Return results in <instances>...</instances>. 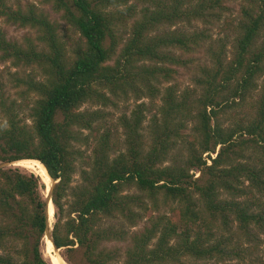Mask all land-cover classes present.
Segmentation results:
<instances>
[{
    "label": "trees",
    "instance_id": "trees-1",
    "mask_svg": "<svg viewBox=\"0 0 264 264\" xmlns=\"http://www.w3.org/2000/svg\"><path fill=\"white\" fill-rule=\"evenodd\" d=\"M233 1L228 56L210 30ZM0 17L27 31L10 40L0 27V62L14 69L0 83V264H55L40 249L39 176L1 165L23 159L54 181L49 236L69 264H112L102 243L126 239L122 264H264V0H0ZM61 22L79 37L70 48ZM205 44L209 63L181 89L174 67ZM128 98L118 148L104 107ZM83 130L95 137L79 166Z\"/></svg>",
    "mask_w": 264,
    "mask_h": 264
},
{
    "label": "rangeland",
    "instance_id": "rangeland-1",
    "mask_svg": "<svg viewBox=\"0 0 264 264\" xmlns=\"http://www.w3.org/2000/svg\"><path fill=\"white\" fill-rule=\"evenodd\" d=\"M229 6L231 8V11L227 14V24H224L223 21H221L220 24L215 25L211 30V39L212 41L214 40L216 43L220 40H222L225 44H226V49L228 51V56L231 55V49H232V40H233V27L235 26V22L237 19V15H238V9H239V1H233L231 3H229ZM49 14L51 15V17H57L56 14H54V12H52V10L50 9L49 6L46 7V9ZM62 24V33L66 34V39L68 42V48L72 47L70 45H72V41L73 40H77L79 37L78 35L72 30H69V27L67 26L66 23L61 22ZM200 28L202 27L201 25H199ZM0 27L3 29V31L5 32V35L8 39L10 40H21L22 37L27 34V31L21 27H18L17 25L11 24V23H7L4 21L3 18L0 17ZM215 43V44H216ZM209 44H205L203 45L201 48L197 49L195 52L190 53V54H185V58H189L190 61L182 67H174L177 70V75H176V82L177 85L180 86L181 89H183L184 87H194L195 86V80L196 77L200 74V65L203 64H207L209 63V52L207 50ZM177 54H180L179 50H176ZM14 69L12 67H10L9 63L6 62H0V83L4 84L5 86L10 85V73L13 72ZM173 82V81H172ZM256 97V92L252 93L251 95H249L247 101L245 103L242 104L241 107H235L233 109L228 110V116L225 115V117H228L230 120H235L238 119V117L240 116V114L242 113V111H246L248 109H250V105L249 102L250 100H252V98ZM147 101V99H142ZM134 105V101L132 98H128L126 99H120L116 106H106L104 107V110L106 113H108L107 119L105 120V127L107 129L110 130V136L112 137V140L117 144L118 148H121V140H122V133H121V128L117 126V121H118V117L123 114V113H128L130 109H132ZM88 105L83 106L82 108H87ZM100 107V106H99ZM101 108H103V106H101ZM149 116V115H148ZM27 123H31L30 119L27 118L26 119ZM191 125V123L189 124V126ZM104 130V129H103ZM101 130V132L103 131ZM100 132V133H101ZM83 134L84 135H90V132L88 130H83ZM93 137H95V133L93 134ZM90 135L89 141L87 144H78L81 145L80 148L82 150V157L83 159L78 162L77 165H85L86 163L90 162V157L92 155L91 153V148L93 145L92 138ZM217 151V149H216ZM248 153H253L251 150L247 151ZM216 153H211V157H214ZM206 153L203 154V156H205ZM210 163V160H207V164ZM5 167H19V169L22 172H26V173H34L35 175L39 176L40 178V187H39V191L42 195V197L46 200L47 203V216H49V222L51 224V229H52V224L55 222L56 220V214H57V210L56 208L53 206V204L49 201L50 198V192H49V187L53 185L54 181L50 178V179H43L40 175H38L36 172H34L31 169H28L22 165H19L18 162H12V163H6V164H1ZM37 165L42 168L38 163ZM43 169V168H42ZM193 173V177H197L199 175V170L197 169H193L191 171ZM48 175V174H47ZM49 176V175H48ZM79 181V172H76L74 177H73V183H76ZM154 214L156 213L155 211L153 212ZM115 222V221H113ZM147 223V218H143L142 220H139L138 223L135 226H130L127 227V229L130 232L133 231H139L142 229V227ZM50 232V231H49ZM50 233L45 234L41 245H40V249L42 252V255L44 257L45 260L52 262V256H57L59 255L66 264H69L67 262V258H66V251L64 248H56L52 243L51 240L49 239ZM264 238V235H263ZM129 240H123V241H107L102 243V247L104 246L107 249H111V250H117L118 252V258L112 262V264H122L123 261V257H124V251L126 249V247L129 245ZM255 254L259 257H263L262 255V246L256 248L255 250ZM53 263V262H52ZM56 264V263H55ZM187 264H206L203 261H198L196 263H190L188 262ZM207 264H212V263H207ZM229 264H235L234 262H229ZM247 264H251L249 262H247Z\"/></svg>",
    "mask_w": 264,
    "mask_h": 264
},
{
    "label": "bare ground",
    "instance_id": "bare-ground-1",
    "mask_svg": "<svg viewBox=\"0 0 264 264\" xmlns=\"http://www.w3.org/2000/svg\"><path fill=\"white\" fill-rule=\"evenodd\" d=\"M18 164L19 165H22V166H24V167H26V168H28V169H31V170H33L34 172H36L38 175H40L43 179H50V177L47 175V172L44 170V169H42V168H40L38 165H37V163L36 162H34V160L33 161H31V160H21L20 162H18ZM50 188V187H49ZM62 258H60V257H58V256H52V262L53 263H58V264H60V261L61 262H63L62 260H61ZM64 264H66L65 262H64Z\"/></svg>",
    "mask_w": 264,
    "mask_h": 264
},
{
    "label": "water",
    "instance_id": "water-1",
    "mask_svg": "<svg viewBox=\"0 0 264 264\" xmlns=\"http://www.w3.org/2000/svg\"><path fill=\"white\" fill-rule=\"evenodd\" d=\"M24 160H26V159H23V161H24ZM20 161H21V160H18V161H16V162H20ZM31 161H33V160H31ZM34 162H36V163H38V164L40 163V162L35 161V160H34ZM40 164L43 165L42 163H40ZM47 174H48V173H47ZM49 177H50V176H49ZM50 178H51V177H50ZM51 187H52V186H50V188H49V192H50V190H51ZM49 201L52 203V201H51L50 198H49ZM47 220H48V230H47L46 234H48L49 231L51 230V224H50V222H49V216H48ZM49 239L51 240V238H49ZM51 243H52V240H51ZM52 244H53V243H52ZM57 256L60 257L59 255H57ZM60 258H61V257H60ZM61 260H62V259H61ZM62 261H63V260H62ZM64 262H65V261H63V262L60 261V264H64ZM57 264H58V263H57Z\"/></svg>",
    "mask_w": 264,
    "mask_h": 264
}]
</instances>
